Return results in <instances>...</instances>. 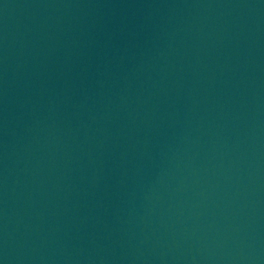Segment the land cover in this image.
Wrapping results in <instances>:
<instances>
[{"label": "water", "instance_id": "obj_1", "mask_svg": "<svg viewBox=\"0 0 264 264\" xmlns=\"http://www.w3.org/2000/svg\"><path fill=\"white\" fill-rule=\"evenodd\" d=\"M0 264H264V0H0Z\"/></svg>", "mask_w": 264, "mask_h": 264}]
</instances>
